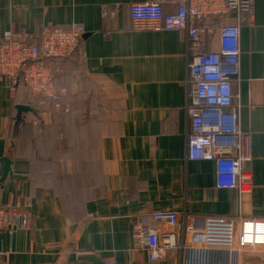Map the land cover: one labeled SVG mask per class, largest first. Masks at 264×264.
I'll return each instance as SVG.
<instances>
[{"label":"crops","instance_id":"crops-1","mask_svg":"<svg viewBox=\"0 0 264 264\" xmlns=\"http://www.w3.org/2000/svg\"><path fill=\"white\" fill-rule=\"evenodd\" d=\"M140 1L0 0V38L46 23L86 28L73 56L48 60L68 88V113L35 124L31 110L18 120L16 105H29L30 94L0 84V159L12 160L0 198L27 206L31 218L26 229L0 231V264H181L179 249L151 261L132 224L160 210L226 216L237 228L264 218V0L239 24L233 92L252 174L243 192L217 186L215 161L186 157L187 33L132 29L130 5ZM102 4L115 15L103 17ZM207 49H218L217 33ZM177 239L190 241L181 231ZM236 264H264V245L244 249Z\"/></svg>","mask_w":264,"mask_h":264},{"label":"built area","instance_id":"built-area-1","mask_svg":"<svg viewBox=\"0 0 264 264\" xmlns=\"http://www.w3.org/2000/svg\"><path fill=\"white\" fill-rule=\"evenodd\" d=\"M255 1L144 0L130 5L134 30L187 33L186 157L215 161L217 186L242 192L252 186V174L244 169L251 156L244 145L233 82L240 72L239 24L245 20L244 13L253 19ZM101 15L113 17L115 10L102 4ZM230 15L238 21L229 22ZM85 33L84 24L78 21L68 26L46 23L36 33L24 27L4 31L0 38V84L12 92L21 85L28 90L29 105L35 112L30 122L39 124L71 110L68 88L55 82L48 60L73 56ZM216 33L218 49H207ZM30 224L27 206L4 204L0 198V231L26 229ZM179 231L183 238H190L188 243L178 241ZM132 232L134 241L147 248L151 261L179 249L181 264H236L244 249L264 245V218H242L237 228L226 216L190 218L175 210H160L135 221ZM104 264L115 263L107 260Z\"/></svg>","mask_w":264,"mask_h":264},{"label":"water","instance_id":"water-1","mask_svg":"<svg viewBox=\"0 0 264 264\" xmlns=\"http://www.w3.org/2000/svg\"><path fill=\"white\" fill-rule=\"evenodd\" d=\"M17 118L21 119L23 112L31 111V107L27 104H17ZM3 162V172L0 181H4L5 178L10 174L12 160L8 156H4L0 159Z\"/></svg>","mask_w":264,"mask_h":264},{"label":"trees","instance_id":"trees-1","mask_svg":"<svg viewBox=\"0 0 264 264\" xmlns=\"http://www.w3.org/2000/svg\"><path fill=\"white\" fill-rule=\"evenodd\" d=\"M1 184V183H0Z\"/></svg>","mask_w":264,"mask_h":264}]
</instances>
